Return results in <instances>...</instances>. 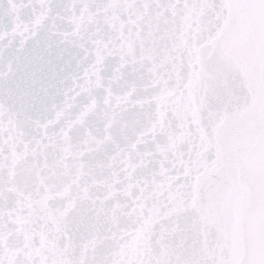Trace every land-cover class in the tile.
Listing matches in <instances>:
<instances>
[{"label":"snow or ice","instance_id":"snow-or-ice-1","mask_svg":"<svg viewBox=\"0 0 264 264\" xmlns=\"http://www.w3.org/2000/svg\"><path fill=\"white\" fill-rule=\"evenodd\" d=\"M0 264H264V0H0Z\"/></svg>","mask_w":264,"mask_h":264},{"label":"water","instance_id":"water-1","mask_svg":"<svg viewBox=\"0 0 264 264\" xmlns=\"http://www.w3.org/2000/svg\"><path fill=\"white\" fill-rule=\"evenodd\" d=\"M5 2H6V0H5ZM27 18V17H26Z\"/></svg>","mask_w":264,"mask_h":264}]
</instances>
